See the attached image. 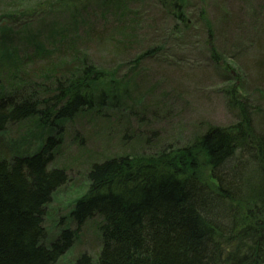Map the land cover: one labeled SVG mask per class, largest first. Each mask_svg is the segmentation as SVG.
I'll return each instance as SVG.
<instances>
[{"label": "trees", "instance_id": "16d2710c", "mask_svg": "<svg viewBox=\"0 0 264 264\" xmlns=\"http://www.w3.org/2000/svg\"><path fill=\"white\" fill-rule=\"evenodd\" d=\"M154 2L171 21L166 30L191 29L190 0ZM0 5L1 18L19 14L25 21L35 19L37 11L28 13L23 1L20 13L11 12L5 1ZM94 17L85 39L93 31L106 42L126 47L139 39V27L130 26L135 16L123 22L114 19L118 34L107 26L96 32L93 24L100 14ZM125 23L130 32H122ZM75 41L64 40L52 50L36 48L47 52L39 60L32 57L35 50L29 52L26 62L37 63V71L26 79L51 77L50 86L36 83L27 93L19 90L21 83L11 94L0 92V133L30 117L57 133L33 153L0 158V264H57L87 221L96 217L101 218V249L96 255L81 252L73 264H264V219H256L257 202L264 199V132L257 134L250 119L232 127L210 126L184 146L154 140L146 151L95 162L88 172L89 191L71 211L76 227H65L50 243L44 241L47 204L69 180L66 168L50 166L62 142V124L84 108L109 102L108 91L96 96L92 88L95 80L106 78V71L90 59L91 45L80 55ZM159 50L149 47L137 59ZM26 79L24 84H31ZM245 181L251 193L245 191ZM226 234L230 247L222 244Z\"/></svg>", "mask_w": 264, "mask_h": 264}, {"label": "rangeland", "instance_id": "374dc122", "mask_svg": "<svg viewBox=\"0 0 264 264\" xmlns=\"http://www.w3.org/2000/svg\"><path fill=\"white\" fill-rule=\"evenodd\" d=\"M0 1H5L11 12H21V1L28 13L37 11L34 20L25 21L19 14L0 17V92L11 94L21 83L19 90L27 93L35 90L36 83L50 86L51 77L47 81L26 79L31 71H37V63L26 62L28 54L38 47L55 49L58 43L73 38L77 54L83 55V49L91 45L90 59L107 75L101 83L95 80L92 88L96 96L100 90L108 91V104L84 108L62 124V142L50 166L66 168L69 180L47 204L46 243L63 228L76 227L71 211L89 191L88 172L95 162L146 151L154 140L191 144L214 125L232 127L250 119L257 134L264 132V66L260 67L259 61L264 59V0H190L191 29L180 32L164 28L171 21L154 0H123L120 5L105 0H28V5L26 0ZM94 14H100L93 24L98 26L96 32L107 26L117 29V34L118 18L123 22L135 16L130 26L139 27V39L129 47L107 41L109 47L94 31L85 39ZM120 14L124 15L120 18ZM128 26L125 23L120 31L130 32ZM157 46L159 51L137 59L149 47ZM34 53L33 59L39 60L41 53L47 52ZM25 79L31 84H24ZM50 134L57 133L50 132L38 117L14 122L0 133V158L33 153ZM249 185L244 188L247 193H251ZM256 206V219H264V199ZM100 221L99 217L87 221L74 246L57 264H73L84 251L98 254ZM229 237L226 234L222 240L228 247Z\"/></svg>", "mask_w": 264, "mask_h": 264}]
</instances>
